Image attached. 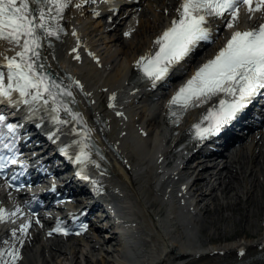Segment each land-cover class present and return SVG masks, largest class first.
Masks as SVG:
<instances>
[{
  "label": "bare ground",
  "instance_id": "bare-ground-1",
  "mask_svg": "<svg viewBox=\"0 0 264 264\" xmlns=\"http://www.w3.org/2000/svg\"><path fill=\"white\" fill-rule=\"evenodd\" d=\"M76 4H80L81 7L77 8ZM124 4L126 2L118 0L117 4L111 8L104 4L90 7L85 0H72V4L65 10L64 18L60 22L61 25H68L70 35L65 37L62 43H57L54 47L44 44L42 49V62L48 71H52L64 79H66L65 71L74 72L78 75L77 80L84 82V90L78 92L75 84L65 80L66 84H72L75 98V103L70 106L74 111L82 114L86 121V129H91V139L108 157V161H102L101 156L91 149L92 145L87 149L90 152L91 160L85 162V165L88 171L91 169L89 177L92 179L94 187L98 188L100 195L109 196L124 216L131 215L128 214L130 212L127 210L126 204L133 203L135 205V208L132 207L139 218L134 222L138 223L139 220H142L152 232L146 234L147 237L143 239L138 238L140 244L143 248L161 247L163 250L155 264H264V235L258 234L261 228L264 229V217L261 216V226L255 219L257 214L259 216L260 211L264 213V130L260 131V135H256L257 137L252 141V147L238 150L233 160L227 161L218 172L198 171L197 168L191 167V162L199 151H203L200 146H204L202 144L207 140V137L204 139L198 137L194 126L197 124H200L202 128L206 126L207 122L203 120V117L212 108V104L209 108L191 113L189 120L174 130L176 136L171 138L170 150L165 152L163 143H157L161 140L162 130L156 126L160 125L163 112L162 98L171 100L178 89L186 83L188 77L193 74L194 69L188 73L183 82L174 84L171 90L167 88L166 90L169 92L165 90L161 97L154 89L156 85H161L159 81L155 83V86L152 82L139 84L138 76L141 68L138 67L137 61L141 57L155 54L158 51L159 46L155 41L173 20L178 19L179 14L175 13V10L179 8L181 0H146V4L129 8L128 15L120 13ZM167 11L169 15H166ZM257 16V21L254 24L264 18V10L258 11ZM239 19L242 18L239 16ZM242 22L247 24V21L243 19ZM226 24L218 34V39L228 38L234 31V29L227 28ZM244 24L238 20L237 29H242ZM119 30H122V34H112ZM73 32L76 33L75 36L72 34ZM129 33H132L130 37L127 36ZM100 41H103V44H99ZM87 43H89L92 53H96L95 57L103 60L106 64L105 70L97 69L98 65L92 60H84V53L87 51L84 49V44ZM68 45L70 47H67ZM68 48L72 49L71 59L76 61L75 57L80 55L79 61L82 63L80 67L77 68L70 63V57L67 55ZM74 48L77 50L76 52H73ZM19 50V47L0 39L1 58L3 55L12 57ZM215 50L217 48L213 49L211 54H206L199 62H205L208 58H212L216 53ZM120 55L125 56L117 63ZM66 65L72 67V70H66ZM5 70L7 71L6 68ZM113 95L116 97L115 101L111 100ZM150 100L155 102L153 106L148 103ZM110 104H115V107H110ZM118 112H122L120 118L117 117ZM60 116L61 119H69L63 112L60 113ZM125 119L130 120L131 123L123 126L122 120ZM48 125H56L53 128V138H70L76 149L74 153H79L80 146L74 143L78 137H73V135H77L75 132L80 129V126L85 127L84 125L75 122L68 125H57L52 122ZM187 133H191V137L187 140L188 144L179 151L178 147L182 144L180 142L181 135ZM148 136H151L153 140L152 150L150 148L152 140H147ZM120 140L123 141V144L120 143ZM85 142L91 144L89 140ZM45 143L47 144V142ZM254 143L256 146L253 145ZM110 145L114 149L115 156L107 151ZM70 147L73 149L71 143ZM91 161H95V163ZM168 162V165L164 164ZM201 167L206 168L204 165ZM207 173L209 175H206ZM184 175H188L185 178L188 184H185ZM194 176L195 180L189 183ZM189 186L198 196L197 205L192 212L196 210L194 212L196 213L197 207L201 206L204 201H208L209 203L205 204L204 213L209 215L211 213L208 209L209 206L216 202L218 203V212L233 214L224 217L223 222L232 220L236 225L235 228L225 230L218 226L213 238L200 240L198 233L203 225L200 226L195 218L199 212L196 213L197 215L188 216L184 209L176 212L169 207L168 203H164L165 197L175 194L177 198L179 197L184 208L187 205L185 190ZM234 198H236V203L231 202V199ZM242 207L247 211L246 216H240ZM0 208L5 209L7 213H15V210L4 207L1 198ZM14 220L13 216L5 219L19 229L20 224L13 223ZM238 224H245L242 232L246 239L250 237V232L262 237L251 244L240 241L232 246L219 247L218 249H216L217 246L204 247V244L212 240L235 241L233 236L238 234V230H236ZM130 225L132 224L125 222L122 232L128 233L129 227H133ZM210 225H217L214 219L211 220ZM172 227L174 228L175 242L169 243L165 238V230L169 232ZM5 234L3 238L0 237V249L12 246V244L3 243L8 237V232ZM44 235L40 232L35 233L31 229L27 236L22 234L14 239L19 251L25 253L26 257L28 250H31L33 253L30 258L33 260L31 264L113 263L111 258L115 250L113 252L100 251V247L106 243L92 239L94 244L86 249L81 244L83 239L62 245L58 242L50 243V240L44 238ZM112 237L113 239L108 243L118 241L117 235H112ZM31 247H34L35 250L33 251ZM239 247L246 249L242 258L238 255ZM206 249L208 252L205 251ZM96 255L100 257L95 258ZM138 258L137 251L125 252L121 264H138Z\"/></svg>",
  "mask_w": 264,
  "mask_h": 264
},
{
  "label": "snow or ice",
  "instance_id": "snow-or-ice-1",
  "mask_svg": "<svg viewBox=\"0 0 264 264\" xmlns=\"http://www.w3.org/2000/svg\"><path fill=\"white\" fill-rule=\"evenodd\" d=\"M71 4L72 0H0V39L20 49L14 56L4 57L3 67L7 71L0 70V102L6 100L15 106L27 105V110L33 115L44 110L57 125L75 122L86 128L82 114L70 106L75 103L72 84L57 82L46 71V66L42 62L44 44L52 37L60 39V34L64 32L60 22ZM241 5H247L248 13L264 10V0H256L255 6L253 0H181L177 9L178 19L173 20L155 41L159 46L158 51L141 57L137 61L138 67L155 86V83L165 79L170 68L184 60L200 41L210 39L208 27L210 17L224 18L227 14L229 19L226 26L234 29L239 20ZM75 6L81 7L80 4ZM72 34L76 35L75 32ZM76 51L74 48L73 52ZM75 58L80 59L79 55ZM73 83L83 90V85L79 81ZM262 89H264V24L255 29L233 31L215 58L203 64L172 96L169 101L170 114L177 117L173 122L178 123L183 113L209 103L214 97H221L203 117V120L209 122L208 126L203 128L200 124L194 126L196 135L204 139L209 135L218 134ZM115 99L113 95L111 100ZM109 106L115 107V104ZM61 112L69 119H61ZM117 115L122 113L118 112ZM17 127L15 124L5 123V117L0 115V150L6 148L10 152L13 151ZM5 128L7 133L4 131ZM77 134L81 139L74 142L80 146L76 160L80 163L90 161L91 155L87 149L91 146L85 141L90 139L91 129ZM8 136L12 137V143H4ZM15 163L14 152L7 156L0 154V173ZM12 179H16V176ZM19 211L18 208L16 212ZM15 215L16 213H7L5 209L0 208V221ZM30 227L29 220L20 225L19 231L27 235ZM55 231L61 232L63 229L57 227ZM12 235L16 236V230H13ZM3 243L8 244V241ZM5 256L10 259H3ZM20 258L19 249L14 245L0 249V264H15Z\"/></svg>",
  "mask_w": 264,
  "mask_h": 264
},
{
  "label": "rangeland",
  "instance_id": "rangeland-1",
  "mask_svg": "<svg viewBox=\"0 0 264 264\" xmlns=\"http://www.w3.org/2000/svg\"><path fill=\"white\" fill-rule=\"evenodd\" d=\"M100 44H103V41H100ZM103 48H105V46H102ZM131 54V53H130ZM128 54V55H130ZM125 55H120L119 56V59L117 60V63L120 61L121 58H123ZM157 128V127H156ZM236 198L234 199H231V202L232 203H236ZM260 203V199L258 201ZM206 203H209L208 201H204L203 204L199 207L200 208V213L199 215L196 217L197 218V223H199L200 226L203 225V227L201 228V230L199 231L198 233V236H199V239L200 240H206L208 238H213V235L217 229V227H222V229H225V230H231L232 227L233 229L235 228L236 225H234V221L232 220H229L228 222H223L224 220V217H227L228 215H233V214H230L229 212H218L217 211V208H218V203H214L209 206V210H210V214L209 215H206L204 212H205V204ZM247 215V211L244 207H242L240 209V216H246ZM264 213L262 211L259 212V216L257 214V217L255 218L256 221H257V224H259L260 226L262 225V220H261V216H263ZM208 216H209V219H208ZM214 219V221L216 222L217 225H213L211 226L210 225V222L211 220ZM254 219V218H253ZM238 228H236V230H238V234L233 236L236 240L233 241V240H229L227 242L223 241V242H219L217 240H212L210 242H208L207 244H204V247H209V248H212V247H216V249H218L219 247H228V246H232L234 245L235 243H239L240 241L242 243H255L257 242L260 237L262 236H259L260 234H263L264 235V229L261 228V230L259 231V235H253L254 233L253 232H250L249 234V238H245V234L242 232V229L245 227V224L243 225H240L238 224L237 225ZM252 234V235H251ZM85 241L82 242V244L85 246L87 245L88 243H84ZM85 248V247H84ZM86 248H89L88 246ZM96 258V257H95ZM108 264H111V263H108ZM113 264V263H112Z\"/></svg>",
  "mask_w": 264,
  "mask_h": 264
}]
</instances>
